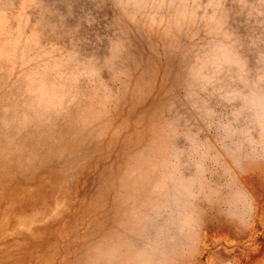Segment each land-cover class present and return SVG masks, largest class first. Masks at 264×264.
Segmentation results:
<instances>
[{
  "label": "rangeland",
  "instance_id": "obj_1",
  "mask_svg": "<svg viewBox=\"0 0 264 264\" xmlns=\"http://www.w3.org/2000/svg\"><path fill=\"white\" fill-rule=\"evenodd\" d=\"M0 264H264V0H0Z\"/></svg>",
  "mask_w": 264,
  "mask_h": 264
}]
</instances>
